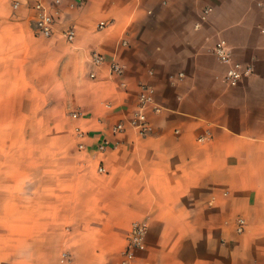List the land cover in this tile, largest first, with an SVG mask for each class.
I'll return each instance as SVG.
<instances>
[{
    "label": "crops",
    "instance_id": "0c3cea01",
    "mask_svg": "<svg viewBox=\"0 0 264 264\" xmlns=\"http://www.w3.org/2000/svg\"><path fill=\"white\" fill-rule=\"evenodd\" d=\"M35 1L0 0V264H120L141 221L133 264H264V0H62L49 38Z\"/></svg>",
    "mask_w": 264,
    "mask_h": 264
},
{
    "label": "built area",
    "instance_id": "2783aa9c",
    "mask_svg": "<svg viewBox=\"0 0 264 264\" xmlns=\"http://www.w3.org/2000/svg\"><path fill=\"white\" fill-rule=\"evenodd\" d=\"M11 9L16 11L19 9L21 5V0H7ZM78 2H82L83 0H77ZM54 4V8L51 11H48L40 0H36L34 4L31 6L32 9L36 12L35 15V23H36V32L38 35L42 37L49 38L54 33V25L56 23V18L58 17V7L60 6L62 0H52ZM210 11L209 8L205 9L202 19H205L206 14ZM102 24L99 25L101 27ZM264 32V29H262ZM62 36L67 42H73L76 38L75 30L72 26H67L61 31ZM215 57L221 62L230 65L227 70L224 80L230 86H237L238 83L244 78L249 76L252 71L250 67H243L240 63L234 62L232 60L231 50L224 40L218 41L212 49ZM104 58L99 53L94 52L92 56V62L95 65H99L103 62ZM111 70L115 73H121L122 67L117 63L113 62L111 64ZM91 77H94L92 74ZM153 95L154 88L151 85L144 84L140 87L136 110L134 111L132 118L130 119V126L139 134H147L151 131V128L148 124L145 110L149 104H153ZM73 118L78 117V113L74 112L71 114ZM124 130L123 122H119L112 127V132L114 134H119ZM75 132L77 136L84 137L85 132L76 127ZM79 149H83V145L79 144ZM100 151L105 149V144H100L98 146ZM99 173L105 172L104 167L100 166L98 168ZM245 221L241 218L236 221V230L237 232H242ZM145 235H146V223L145 222H134L131 226L128 242L126 249L124 251V257L120 264H133V253L137 250H143L145 247Z\"/></svg>",
    "mask_w": 264,
    "mask_h": 264
},
{
    "label": "rangeland",
    "instance_id": "374dc122",
    "mask_svg": "<svg viewBox=\"0 0 264 264\" xmlns=\"http://www.w3.org/2000/svg\"><path fill=\"white\" fill-rule=\"evenodd\" d=\"M69 114H70V116H71V113H69ZM14 122H15V119H14ZM14 122H13V123H14Z\"/></svg>",
    "mask_w": 264,
    "mask_h": 264
}]
</instances>
